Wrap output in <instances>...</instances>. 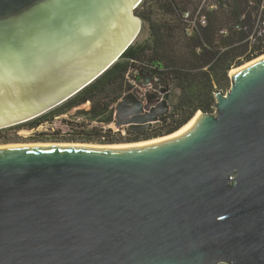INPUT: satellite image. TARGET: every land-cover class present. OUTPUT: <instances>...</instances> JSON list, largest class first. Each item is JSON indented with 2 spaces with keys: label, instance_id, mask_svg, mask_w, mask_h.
<instances>
[{
  "label": "water",
  "instance_id": "1",
  "mask_svg": "<svg viewBox=\"0 0 264 264\" xmlns=\"http://www.w3.org/2000/svg\"><path fill=\"white\" fill-rule=\"evenodd\" d=\"M142 2L0 0V130L119 61ZM235 70L214 112L160 141L0 147V264H264V55ZM170 109L128 94L115 120L147 131Z\"/></svg>",
  "mask_w": 264,
  "mask_h": 264
},
{
  "label": "trees",
  "instance_id": "2",
  "mask_svg": "<svg viewBox=\"0 0 264 264\" xmlns=\"http://www.w3.org/2000/svg\"><path fill=\"white\" fill-rule=\"evenodd\" d=\"M135 13L148 29L145 41H136L69 101L38 119L1 129L0 139L16 141L19 137H12L17 131L37 127L82 104L88 108L80 116L112 122L111 106L133 92V83L143 85L148 78L172 91L171 110L156 122L157 128L129 132L133 137L127 139L106 136L86 141L118 144L161 138L182 129L200 111L214 112L216 92L230 89L231 72L264 55V0H143Z\"/></svg>",
  "mask_w": 264,
  "mask_h": 264
},
{
  "label": "flooded vegetation",
  "instance_id": "3",
  "mask_svg": "<svg viewBox=\"0 0 264 264\" xmlns=\"http://www.w3.org/2000/svg\"><path fill=\"white\" fill-rule=\"evenodd\" d=\"M130 93L136 95L139 99H141L143 102H145V104H147L148 100H156V101L161 102V101L165 100V98H167V97H168L169 104L172 100V91L170 90V88H168V90L164 91V89L160 88L157 84H155V89L152 93H149V94L147 93V95L145 97L146 99L140 98L136 93H134V91L130 92ZM149 95H151L152 97ZM122 99L120 101H122ZM119 102L116 103L115 105L111 106V108H110V110H114V113H115L114 119H115L116 114L118 112ZM87 108L88 107L85 104H82L80 107L75 108L73 110H70L69 112L66 113V115H70L71 113L74 112L75 115H78L79 117L85 118L83 123H80V124L78 123L75 126L73 125L74 128L71 130L69 136H61V135H58L57 133L56 134H53V133H50V134L39 133L38 134L37 133L34 136H32L30 139H28V140L25 139V141H27V142H44V143H46V142L88 143L86 140H88L90 138H97V139L99 138V139L106 140L107 139L106 136L108 138L118 137V136H112V135H110L111 136L110 137V136H108L109 134L108 135H102V131H101L100 127L93 124L94 122H96L97 124L111 125L113 123V121L106 123V122L99 121L97 119L96 120L91 119L88 116H80L79 112L84 110V109H87ZM63 115H65V114H63ZM85 121H87L89 124H86ZM119 126H123L122 130L126 131V135L123 136L124 139H127L129 136L133 137L131 134H129V132L130 133L144 132V131H131L129 129V126H125V125H119ZM17 140H20V138H18ZM129 143H134V142H129ZM97 144H99V143H97Z\"/></svg>",
  "mask_w": 264,
  "mask_h": 264
},
{
  "label": "built area",
  "instance_id": "4",
  "mask_svg": "<svg viewBox=\"0 0 264 264\" xmlns=\"http://www.w3.org/2000/svg\"><path fill=\"white\" fill-rule=\"evenodd\" d=\"M202 24H206L205 18L202 19ZM134 87L137 88L139 86L144 87L145 89L149 88L150 89H155V84L154 82H150L149 84H143V85H138L136 82L133 83ZM148 90V89H147ZM146 94V93H145ZM43 116V115H41ZM35 117L31 120L26 121L25 123H28L30 121H33L35 119H38L39 117ZM85 120L84 117H79L78 115H75V113H71L70 115H62L55 117L53 120H48L41 125L37 127H33L30 129H22L16 132L17 136L23 135V134H28L30 135L29 139L34 136L35 134L39 133H53V134H58L61 136H69L71 130L74 128L73 125L75 126L76 124L83 123ZM86 124H89L87 121H85ZM23 124V123H22ZM94 125H97L100 127L102 131V135H112V136H125L126 131L122 130L123 126H119L116 123V120H113V123L111 125H104V124H97L96 122L93 123ZM15 134V135H16ZM121 134V135H120ZM20 138V137H19ZM28 140V139H26Z\"/></svg>",
  "mask_w": 264,
  "mask_h": 264
},
{
  "label": "rangeland",
  "instance_id": "5",
  "mask_svg": "<svg viewBox=\"0 0 264 264\" xmlns=\"http://www.w3.org/2000/svg\"><path fill=\"white\" fill-rule=\"evenodd\" d=\"M148 38V29L146 27H143L142 26V30L137 38L136 41H140V42H143L145 41L146 39ZM148 89V90H147ZM145 89L144 87L142 86H139L137 88H135L133 91L134 93H136L140 98H144L146 99V95L147 93H152L154 90L153 89H150L147 88ZM146 93V94H145ZM173 100V98H172ZM171 104V102H170ZM171 110V109H170ZM157 123H155L152 127V129H156L157 128ZM18 137H20V140H17V141H12L10 143H6L4 141H2L0 139V147H7V146H25V145H57V144H61V145H87V146H97V147H119V146H124V145H133V144H139V143H143V142H147V141H140V142H134V143H118V144H97V143H71V142H27L25 141V139H29L30 135L28 134H23V135H18ZM13 139L14 138H17V136H14L12 137ZM162 138V137H161ZM156 139H159V138H154V139H151V140H156ZM150 141V140H149Z\"/></svg>",
  "mask_w": 264,
  "mask_h": 264
},
{
  "label": "bare ground",
  "instance_id": "6",
  "mask_svg": "<svg viewBox=\"0 0 264 264\" xmlns=\"http://www.w3.org/2000/svg\"><path fill=\"white\" fill-rule=\"evenodd\" d=\"M237 70H233L231 73H234L236 72ZM198 115L197 114L187 125H185L182 129H180L177 133L171 135V136H174L178 133H181L183 131H185L186 129H188L195 121L196 119L198 118ZM169 136V137H171ZM169 137H166V138H169ZM166 138H161V139H156V140H152V141H148V142H143V143H139V144H133V145H124V146H119V147H129V146H137V145H144V144H149V143H152V142H156V141H160V140H163V139H166ZM7 147H12V146H7ZM14 147V146H13Z\"/></svg>",
  "mask_w": 264,
  "mask_h": 264
}]
</instances>
